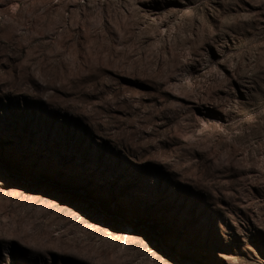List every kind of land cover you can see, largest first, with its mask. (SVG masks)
Returning <instances> with one entry per match:
<instances>
[{"label":"rangeland","instance_id":"1","mask_svg":"<svg viewBox=\"0 0 264 264\" xmlns=\"http://www.w3.org/2000/svg\"><path fill=\"white\" fill-rule=\"evenodd\" d=\"M0 264H264V0H0Z\"/></svg>","mask_w":264,"mask_h":264}]
</instances>
